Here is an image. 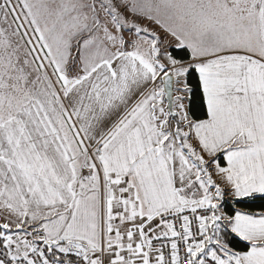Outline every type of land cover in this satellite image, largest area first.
Returning a JSON list of instances; mask_svg holds the SVG:
<instances>
[{
	"label": "snow or ice",
	"instance_id": "6c2138e0",
	"mask_svg": "<svg viewBox=\"0 0 264 264\" xmlns=\"http://www.w3.org/2000/svg\"><path fill=\"white\" fill-rule=\"evenodd\" d=\"M0 264H264V0H0Z\"/></svg>",
	"mask_w": 264,
	"mask_h": 264
}]
</instances>
